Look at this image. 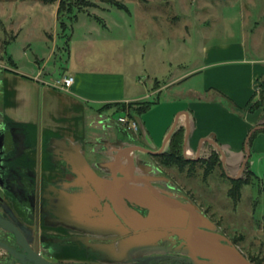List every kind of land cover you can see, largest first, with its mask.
I'll use <instances>...</instances> for the list:
<instances>
[{
	"label": "rangeland",
	"instance_id": "rangeland-1",
	"mask_svg": "<svg viewBox=\"0 0 264 264\" xmlns=\"http://www.w3.org/2000/svg\"><path fill=\"white\" fill-rule=\"evenodd\" d=\"M116 1L129 13L88 0L76 10L79 19L67 15L64 25L58 21L61 0H0V68H12L13 58L22 73L35 77L42 71L40 80L51 84L78 68L122 75L130 98L150 104L132 116L160 149L180 114L175 133L185 131V141L183 114L204 93L202 75L191 72L203 65L205 46L244 41L250 58H264V0ZM111 114L119 119L127 113L115 108ZM215 150L224 161L221 147ZM249 163L257 179L243 187L238 202L231 197L234 182L220 166L207 178L201 164L193 173L191 167L165 171L193 192L250 261L264 264V154Z\"/></svg>",
	"mask_w": 264,
	"mask_h": 264
},
{
	"label": "flooded vegetation",
	"instance_id": "flooded-vegetation-1",
	"mask_svg": "<svg viewBox=\"0 0 264 264\" xmlns=\"http://www.w3.org/2000/svg\"><path fill=\"white\" fill-rule=\"evenodd\" d=\"M7 69L0 68V264H195L185 239L189 225L162 216L167 201L198 206L217 228L212 233L228 237L193 192L166 174V169H176L163 166L162 155L136 152L170 179L152 184L154 188L146 187V180L112 179L125 168L119 161L127 165V157L134 156L131 149H150L135 141L115 115L111 120L125 134L107 149L97 139L77 138L68 130L51 142L40 128L28 137L29 126L7 115ZM213 156L214 151L188 160L208 165ZM220 168L225 172L221 160ZM137 188L148 191L139 193L140 202L132 199ZM141 237L151 244L134 252L133 239ZM198 261L215 264L203 256Z\"/></svg>",
	"mask_w": 264,
	"mask_h": 264
},
{
	"label": "crops",
	"instance_id": "crops-1",
	"mask_svg": "<svg viewBox=\"0 0 264 264\" xmlns=\"http://www.w3.org/2000/svg\"><path fill=\"white\" fill-rule=\"evenodd\" d=\"M204 52L203 65L191 72L202 75L204 93L195 95L187 107L190 115L187 156L196 158L202 140L213 138L223 151V169L232 180L241 172L248 155L247 147L251 150L250 158L264 154V132L248 144L251 132L255 128H264V109H251L259 99L264 82V58H250L244 41L205 46ZM9 70L13 73L5 74L7 115L26 123L30 134H36L40 128L44 140L51 142L57 134L68 130L77 138L96 140L98 134L103 133L98 126L116 127L120 132L115 130L114 134L124 136L125 130L111 120V110L117 107L104 108L108 104L134 102L122 75L114 71L78 68L61 77H75L74 85L66 92L53 87L54 83L40 80L42 71L33 77L22 73L18 65ZM94 103L101 106L92 109ZM132 133L135 141L151 150L161 149L153 145L143 125L140 131ZM206 146L207 153L216 151V146L208 142L204 143L202 151Z\"/></svg>",
	"mask_w": 264,
	"mask_h": 264
},
{
	"label": "water",
	"instance_id": "water-1",
	"mask_svg": "<svg viewBox=\"0 0 264 264\" xmlns=\"http://www.w3.org/2000/svg\"><path fill=\"white\" fill-rule=\"evenodd\" d=\"M183 115L187 117V135L184 142L183 153L186 159H191L187 156L188 141L190 137V122H189L190 115L189 112H185ZM181 116L182 114H180L179 117L177 118L175 125L173 126L171 132L168 134L166 140L164 141L159 151L147 149L141 146L131 149L129 152L130 153L134 152L133 153L134 156L128 158L127 155H125V157H127V162H128L127 165L121 164V162L119 161L118 163L119 167L124 165L125 168L121 167L118 171H115L112 174V179L122 180L129 178L134 182H143V183H144L143 180H146L147 181V183H145L146 187L149 188H154L151 186L154 183H160L165 180L166 181L170 180L168 177L161 175L162 173L161 168L158 167L153 161L149 159L141 158L140 155L136 154V152H140L152 156L162 155L165 152L168 143L170 142L172 136L174 135L178 127V122ZM115 128L105 129L104 127L100 128L97 126V129L99 130L101 129L103 131V133L98 134L100 136L96 138L100 144H103L102 145L103 148L107 149V145L111 146L113 143L118 141L119 139L118 133L114 134V132L116 133L115 130H118V132H120V130ZM27 136L31 137L30 133H27ZM206 142L218 146L216 141L211 137L203 139L202 142L200 143L197 157L193 160L198 161L200 159L202 147ZM93 152H97L96 149H94ZM247 152L248 155L243 164L241 172L235 179L241 178V176L243 175L246 169V165L251 157V150L248 147H247ZM223 162L225 163V159ZM139 193L148 194V191L145 189L144 190L138 189V191L133 193L132 195L133 197L132 199H134V201L135 200L138 202L141 201L138 198L140 197ZM188 210L191 211V213H189ZM162 216L165 220H169V222L182 221L183 225L181 226L189 225L188 226L189 230L185 231L188 232V235L185 237V239L188 240L189 244H191V252L189 255L192 258V260L195 261V264H200L198 261L199 256L208 258L211 261H213L215 264H254L245 256V254L236 245H234V243L228 237L212 233V231L214 230L217 231V228H214L213 224H211L212 223L211 220L201 213V209L198 206L194 205V208L192 209V208H187V206L175 205L173 202L167 201L164 209V215ZM150 218H157V217L155 215H150ZM148 241L149 240H146V237L144 238L141 237L136 239L134 238L133 246L131 247L134 250V252L140 251L142 250L141 247L147 244ZM220 241L226 242L227 246L222 245Z\"/></svg>",
	"mask_w": 264,
	"mask_h": 264
},
{
	"label": "trees",
	"instance_id": "trees-1",
	"mask_svg": "<svg viewBox=\"0 0 264 264\" xmlns=\"http://www.w3.org/2000/svg\"><path fill=\"white\" fill-rule=\"evenodd\" d=\"M47 2H54L55 0H45ZM103 3H109L112 5H115L116 7L123 9L125 11H127L129 13V9L125 6H123V4H121L120 2L116 1V0H100ZM81 3H88V0H61V5H60V9H59V17H58V21L61 22L62 24L66 25V23H64L62 20L67 17L72 19V16L74 15V20H78V16H75L76 10L81 9V6H79V4ZM2 23V20H0V25ZM10 64L12 66V68H17V63L15 62V60L13 58H10ZM8 72H12L11 70H6ZM17 74V73H16ZM117 107L118 110L121 111H125L128 112L130 117L132 119H134V117L132 116V111H139V112H144L146 111L149 107L150 104L145 103H139V102H131L128 104H120V103H116V104H108L106 106H104V108L106 107ZM254 108L256 109H260L263 108L264 109V82L261 85L260 88V92H259V99L253 104V106L251 107V109L253 110ZM259 132H264V128H255L251 134L249 135L248 138V144L251 145V143L253 142L254 138L257 136V134ZM185 131L178 136L176 133H174V135L172 136L170 142H171V151L170 152H164L162 154V157H160L161 163L163 164V166L165 167H169V168H176L180 171H185L186 168L191 167L190 169V173H193V171L195 170V167L198 165L197 162H191L190 160L186 159L183 153V145H184V138L183 135L185 137ZM213 160L208 163V165H203L206 169L205 171V176L206 178L209 177L210 175H212L214 173V171L216 170L217 167L220 166V159L219 157L215 154V156H213L212 158ZM192 175V174H191ZM254 179V173L251 170V166L250 163H247L246 169L243 173V175L241 176V178L239 179H233L234 182V187L232 188V194L231 197L235 200V202L240 201L241 197H242V189L245 186H248L252 183ZM254 262V261H252ZM255 263V262H254Z\"/></svg>",
	"mask_w": 264,
	"mask_h": 264
},
{
	"label": "built area",
	"instance_id": "built-area-1",
	"mask_svg": "<svg viewBox=\"0 0 264 264\" xmlns=\"http://www.w3.org/2000/svg\"><path fill=\"white\" fill-rule=\"evenodd\" d=\"M75 83V77L74 76H65L63 78H60L54 82L53 87L58 88L62 91H69L71 87ZM125 116H121L118 121L120 124H122L127 130L131 132H138L140 129L139 121L135 118L132 119L128 112Z\"/></svg>",
	"mask_w": 264,
	"mask_h": 264
}]
</instances>
